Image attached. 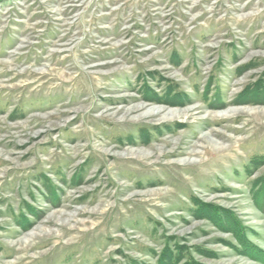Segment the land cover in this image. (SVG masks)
<instances>
[{
    "label": "rangeland",
    "instance_id": "obj_1",
    "mask_svg": "<svg viewBox=\"0 0 264 264\" xmlns=\"http://www.w3.org/2000/svg\"><path fill=\"white\" fill-rule=\"evenodd\" d=\"M263 181L264 0H0V264H264Z\"/></svg>",
    "mask_w": 264,
    "mask_h": 264
},
{
    "label": "bare ground",
    "instance_id": "obj_2",
    "mask_svg": "<svg viewBox=\"0 0 264 264\" xmlns=\"http://www.w3.org/2000/svg\"><path fill=\"white\" fill-rule=\"evenodd\" d=\"M229 103H231V102H224L223 104H220V105H217L216 107H223V105H227V104H229ZM141 108V107H140ZM140 108H133V109H129V110H127L126 112H125V115L126 114H129V113H131L132 111H135V109L137 110V109H140ZM143 108V107H142ZM201 108V107H200ZM165 109L164 108H160V107H155V108H152V109H149V110H147L146 112H145V115L146 116H153V115H158V114H160V113H162L163 111H164ZM201 113V109H199L198 107H192V108H188V109H186V110H183V111H175V110H171V111H168V113L167 114H171L172 116H179V115H183V116H187V118H189V117H195L196 115H198V114H200ZM231 112H227L226 114L228 115V114H230ZM226 114H223V115H226ZM210 116H212V118L214 117L215 118V116H217V115H215V114H207V116L206 117H210ZM171 117V116H170ZM179 118V117H178ZM213 118V119H214ZM212 132V131H211ZM208 135V134H207ZM206 135H203V136H201L199 139H198V141H201V142H204V137H205ZM208 137V136H207ZM206 139V138H205ZM199 145V143H195L193 146H195V147H197ZM201 145H202V143H201ZM170 146V145H169ZM189 146V145H188ZM203 146V145H202ZM198 148V147H197ZM191 149H192V146H191ZM187 150V149H186ZM132 153V152H131ZM134 153V152H133ZM182 153H184V154H188V155H193V156H195V155H197L198 154V152L197 151H195V150H192V151H189V152H183V151H179V150H177V149H171V150H168V151H162V150H160L159 152H157V153H153V152H145V153H143V156L146 158V160H149L150 161V163L149 164H153V163H157V160L159 159V158H161V157H169V156H172V155H181ZM199 156V155H198ZM190 157V156H189ZM144 158V159H145ZM151 159V160H150ZM153 159V160H152ZM182 163L181 164H184V165H191L192 163H193V161H190V159L188 158V159H184V160H182L181 161ZM174 164H175V162H167L166 163V166H171V165H173L174 166ZM27 243V242H26ZM27 245V244H26ZM25 245V246H26ZM32 246V245H31ZM21 248H23V247H21ZM25 248V247H24Z\"/></svg>",
    "mask_w": 264,
    "mask_h": 264
},
{
    "label": "trees",
    "instance_id": "obj_3",
    "mask_svg": "<svg viewBox=\"0 0 264 264\" xmlns=\"http://www.w3.org/2000/svg\"><path fill=\"white\" fill-rule=\"evenodd\" d=\"M262 179H263V178H262ZM262 179H261V180H262ZM262 184H263V186H264V181L262 182Z\"/></svg>",
    "mask_w": 264,
    "mask_h": 264
}]
</instances>
